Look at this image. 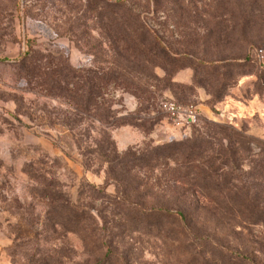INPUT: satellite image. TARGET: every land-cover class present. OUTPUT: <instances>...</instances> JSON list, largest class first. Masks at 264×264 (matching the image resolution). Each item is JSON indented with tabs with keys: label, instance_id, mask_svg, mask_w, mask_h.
I'll list each match as a JSON object with an SVG mask.
<instances>
[{
	"label": "rangeland",
	"instance_id": "obj_1",
	"mask_svg": "<svg viewBox=\"0 0 264 264\" xmlns=\"http://www.w3.org/2000/svg\"><path fill=\"white\" fill-rule=\"evenodd\" d=\"M0 60V264H264V0H0Z\"/></svg>",
	"mask_w": 264,
	"mask_h": 264
},
{
	"label": "built area",
	"instance_id": "obj_2",
	"mask_svg": "<svg viewBox=\"0 0 264 264\" xmlns=\"http://www.w3.org/2000/svg\"><path fill=\"white\" fill-rule=\"evenodd\" d=\"M158 110L166 116L168 122L174 127L191 123L197 115L194 106L181 105L172 101L160 102Z\"/></svg>",
	"mask_w": 264,
	"mask_h": 264
},
{
	"label": "trees",
	"instance_id": "obj_3",
	"mask_svg": "<svg viewBox=\"0 0 264 264\" xmlns=\"http://www.w3.org/2000/svg\"><path fill=\"white\" fill-rule=\"evenodd\" d=\"M164 51V50H163ZM166 57H170V55L168 56L167 54L165 55ZM27 56H23L21 57L18 61L14 62V63H19V64H24V62H26L27 60ZM7 60H0V63H6ZM200 66H203V67H209V68H217L219 67L220 65L222 64H215V63H205V62H202V63H199ZM179 104V103H178ZM181 105H184V104H181Z\"/></svg>",
	"mask_w": 264,
	"mask_h": 264
}]
</instances>
